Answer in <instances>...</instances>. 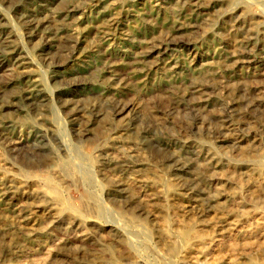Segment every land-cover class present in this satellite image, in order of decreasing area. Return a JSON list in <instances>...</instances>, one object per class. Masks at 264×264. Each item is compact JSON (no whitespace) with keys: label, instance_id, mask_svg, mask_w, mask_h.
<instances>
[{"label":"rangeland","instance_id":"rangeland-1","mask_svg":"<svg viewBox=\"0 0 264 264\" xmlns=\"http://www.w3.org/2000/svg\"><path fill=\"white\" fill-rule=\"evenodd\" d=\"M62 2L0 0V264H264V0Z\"/></svg>","mask_w":264,"mask_h":264},{"label":"bare ground","instance_id":"bare-ground-1","mask_svg":"<svg viewBox=\"0 0 264 264\" xmlns=\"http://www.w3.org/2000/svg\"><path fill=\"white\" fill-rule=\"evenodd\" d=\"M79 1V0H78ZM78 1L77 0H74L73 1V3H71L70 1L68 2V0H63V2L61 3V5H63L61 8H59L58 10H59V15H60V18L61 17H63L61 20H63V21H61V23L60 22H57L56 20H52V22H51V28H52V30L54 31V32H59L60 30H62L63 29V27H65V26H63V24H65L64 22V19H66L67 20V18H66V12H67V8H68V6L69 5H71V4H76V3H78ZM71 3V4H70ZM243 12H245L244 10H243ZM196 13V12H195ZM241 13V12H240ZM201 14V13H200ZM243 16H244V13H243ZM207 17V16H206ZM209 18V17H208ZM230 18L231 17H229V19H228V21H227V23H229V20H230ZM234 18V17H233ZM240 19V18H239ZM207 21V20H206ZM212 21V20H211ZM213 21H214V19H213ZM242 21V20H241ZM67 22V21H66ZM207 22H209V21H207ZM215 22V21H214ZM213 22V23H214ZM226 23V24H227ZM205 24V23H204ZM203 24V25H204ZM208 24V23H207ZM212 24V23H211ZM207 26V25H206ZM64 33V32H63ZM67 33H69V25H68V30H67ZM250 37V36H249ZM72 39V38H71ZM251 39L253 40V38L251 37ZM251 39H249L248 40V42L247 43H251L252 42V40ZM191 40V39H190ZM255 41V40H254ZM70 42V41H69ZM252 44V43H251ZM162 45V44H161ZM157 46H159V45H157ZM162 49V48H161ZM235 52V51H234ZM149 54H151L150 52H148V54H147V56L149 55ZM141 58V57H140ZM3 72V71H2ZM212 83V82H211ZM227 83V82H226ZM208 87H211L210 85H208L207 86V88ZM200 91V89L199 88H194V89H192L191 90V92H190V94H189V96H187L188 98H193V100L195 101V103H198V100L201 102V103H204L205 102V95H203V93H201V92H199ZM180 93V92H179ZM11 94V93H10ZM9 94V95H10ZM13 94H15V93H13ZM177 95V94H176ZM3 96H4V98L6 97V90L4 91V93H3ZM179 97V96H178ZM176 98H177V96H176ZM184 96H183V94H181V96H180V101H181V103L183 104V101H184ZM262 99V98H261ZM157 101V100H156ZM177 101V100H176ZM234 101V100H233ZM232 101V102H233ZM261 101V100H260ZM176 103V102H175ZM180 102H178V104H179ZM180 103V104H181ZM233 105V104H232ZM184 106V105H183ZM176 107V106H175ZM197 107V106H196ZM198 108V107H197ZM234 109V108H233ZM187 109L185 108V109H183V111H186ZM203 110V109H202ZM191 112H190V115L191 114H193L194 116H196V117H200L201 116V112L200 111H198L197 109H194V110H190ZM186 112H188V111H186ZM187 114V116H189V114L188 113H186ZM218 117V116H217ZM189 118H190V116H189ZM219 119V118H218ZM190 124V123H189ZM188 124V125H189ZM94 136V135H93ZM90 140V139H89ZM117 185V184H116ZM119 188V187H118ZM116 191V190H115ZM114 191V192H115ZM55 222V221H54Z\"/></svg>","mask_w":264,"mask_h":264}]
</instances>
